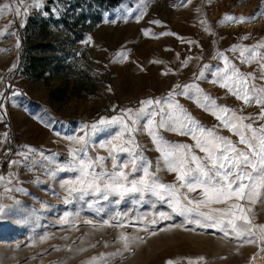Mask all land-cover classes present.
<instances>
[{
	"label": "rangeland",
	"instance_id": "1",
	"mask_svg": "<svg viewBox=\"0 0 264 264\" xmlns=\"http://www.w3.org/2000/svg\"><path fill=\"white\" fill-rule=\"evenodd\" d=\"M31 20L47 22L50 39L41 56L56 59L48 68L58 65L62 78L34 81L23 75ZM260 44L264 0H0V264H264L258 228H253L255 236L237 238L226 221L221 230L213 226L215 220L196 212L172 211L173 197L162 200L149 192L121 197L105 191L107 177L97 181L99 192L84 191L92 176H84L79 165L81 159L90 163L104 157L87 171L112 173L109 152L123 125L99 122L114 117L127 121L126 110L135 117L145 109L135 125L139 130L131 133L139 148L127 145L133 152L115 153L116 161H129L138 153L141 170L124 169L129 181L143 175L147 161L158 182L178 185L145 127L150 114L164 107L166 119L170 112L173 120L187 125L189 135L169 130L171 122L164 129L150 126L173 145H194L191 132L199 135L200 127L237 142L216 118L224 115L222 106L259 129L264 125L262 106L237 99L220 86L225 81L217 73L226 68L227 57L242 73L258 77L257 61L264 63ZM245 48L256 53L251 64L241 62ZM250 84L259 89L264 81ZM148 99L161 104H141ZM173 103L180 107L169 108ZM225 118L231 120L232 112ZM81 136L87 144L74 158ZM123 139L130 136L125 133ZM184 195L204 199L199 190L179 188L176 198L186 203ZM228 203L250 208L252 224L264 225V196L256 203ZM227 207L210 203L199 212L217 217L220 213L213 210Z\"/></svg>",
	"mask_w": 264,
	"mask_h": 264
},
{
	"label": "snow or ice",
	"instance_id": "2",
	"mask_svg": "<svg viewBox=\"0 0 264 264\" xmlns=\"http://www.w3.org/2000/svg\"><path fill=\"white\" fill-rule=\"evenodd\" d=\"M20 2L23 3L24 0H20ZM19 11L18 8V15ZM226 19L236 20L235 17L231 16H226ZM244 20V17L239 18L240 23H243ZM153 23H159V21H154ZM145 34H147L146 31ZM257 47H264V44L257 45ZM233 50H235V46ZM246 52L250 53V55L245 56ZM240 56L244 57V60L241 61L242 63L251 64L253 61H256L254 49L245 48L240 52ZM260 61H264V55L260 56ZM257 63H259L261 70L258 77L252 72L247 74L242 73L239 68L230 64L227 57H225L226 68L222 70V73L218 72L217 75L221 76L225 81L220 86L228 88L237 99L242 100L245 104L255 102L257 105H261L260 118L264 119V86L257 89L255 84H250V81L255 79L264 81V63H260L259 61ZM229 69H231L230 72ZM203 75L204 73L201 72L200 76L203 77ZM228 81H232L231 87H229ZM212 82L216 83V81ZM176 87L180 86L177 85ZM190 87H193V85H184L185 89ZM168 95L171 97L173 93L170 92ZM208 99L209 97L205 96V100ZM213 103L215 102L213 101ZM141 104L145 106L160 105L161 101L159 99H148L141 101ZM168 107L179 108L180 106L178 103H173L169 104ZM131 111V109L126 110L127 121H125L124 117H114L111 121L102 119L99 122L101 124H121L124 131L116 136L117 142L111 144L109 156L113 161L112 166L114 171L112 173L101 172L100 174H93L87 171L95 163H102L105 160L104 157H97L96 161L90 163H86L83 159L79 161L81 173L84 176H92V180L87 183L86 188L83 189L84 191L92 188L96 192H99L101 186L97 181H101L104 177H107L110 182L103 185L105 191L111 190L121 197L132 192L141 194L149 192L162 200L165 196H170L173 197L171 207L174 212H178L181 215L196 212L208 220H215L213 226H219L221 230H224L226 221L227 226L231 229V232L235 233L237 238L255 236L256 233L253 231V228H258L260 232L259 239L264 240V225L252 224V220L247 214L251 209H245L240 203H228L233 200L238 202L246 200L249 203H256L264 196V125H261L259 129L253 128L252 124L244 123L245 117L237 115L234 110L228 109L226 106H222L220 111L224 115H217L216 118L221 121L226 129L232 131L238 137L237 142L234 143L227 137L220 136L212 130L200 127L199 135L196 132H191V139L195 142L194 145H173L164 140L162 136H157L150 126L164 129L171 122L174 126L170 127L169 130L178 131L180 135H189L190 133L184 130L187 125L183 121L173 120L170 112L167 113L166 119V110L164 107H160L158 111L150 114L145 127L149 128V135L152 137L153 142L157 144V151L161 153L163 162L168 170L176 174L179 183L177 185L158 182V177H155L149 171L150 162L147 161L144 162L142 167L143 175L139 179L129 181L128 174L124 169L131 167V171L133 172L141 170L140 165L137 163V156L139 154H134L129 161H120L119 163H117L114 154L132 153L133 148L127 147L129 144L133 145L134 148H139L135 138L131 137V133L139 130L135 125L138 123L145 109H141L135 117L131 114ZM181 111L183 110L181 109ZM229 112H232L231 120L225 118ZM156 116H159V121L155 119ZM187 119L191 123H196L190 116ZM247 119H251V117H247ZM125 133L130 136V139H123ZM76 143L81 145V149L74 150V158L76 151L83 150L87 141L84 136H81L76 138ZM240 145L243 147H240ZM194 149L199 150L204 155H197ZM139 159L144 161L143 156H139ZM125 181L130 186H126ZM79 182L84 183L83 180ZM179 188H186L188 193L199 190L204 199L193 200L184 195L183 201L186 203H182L181 199L176 198ZM210 203L228 204V207L226 209H214L213 211L220 213L217 217L209 213L199 212L202 205L207 206ZM196 223L199 224V221H196ZM228 234L225 231V235ZM123 239L126 240L127 237H123ZM248 242L253 243L254 241L249 239ZM125 247H127V244H125ZM199 259L203 260L204 258L200 257ZM166 264H173V262L167 261ZM189 264H196V262L190 260Z\"/></svg>",
	"mask_w": 264,
	"mask_h": 264
},
{
	"label": "trees",
	"instance_id": "3",
	"mask_svg": "<svg viewBox=\"0 0 264 264\" xmlns=\"http://www.w3.org/2000/svg\"><path fill=\"white\" fill-rule=\"evenodd\" d=\"M26 33L23 49V63L21 67L23 75L34 81L40 79L47 81L49 77L54 75L62 78L63 72L60 67H56L58 65L54 66L52 69L48 68L50 65L49 62L55 63L54 61H56V59L49 60L41 56L46 53V41L50 39L47 22L37 23L36 21L31 20ZM36 42L37 44H35ZM46 74H48V77Z\"/></svg>",
	"mask_w": 264,
	"mask_h": 264
}]
</instances>
